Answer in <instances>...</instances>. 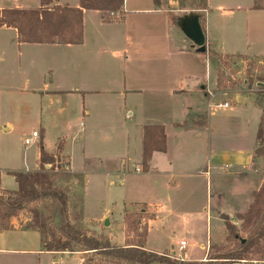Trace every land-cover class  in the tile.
I'll return each mask as SVG.
<instances>
[{"label": "crops", "instance_id": "1", "mask_svg": "<svg viewBox=\"0 0 264 264\" xmlns=\"http://www.w3.org/2000/svg\"><path fill=\"white\" fill-rule=\"evenodd\" d=\"M167 2L124 0L123 14L84 10L79 44L21 43L16 29L3 27L0 28V45L8 40L18 47L17 55L24 56L26 65L19 74L22 89L16 98V107L24 115L35 112V123L41 129L39 138L34 141H39V149L33 152L35 161L23 172L33 173L40 168L43 145L50 155L65 159L67 172L83 178L84 216L88 213V193L96 190L103 204L108 192L113 191L115 201H121L124 214L133 210L140 215L139 228L147 227L144 245L147 251L200 263L208 260L212 247L221 243L226 234V225L223 230L222 221L214 214L215 202H220L221 213L226 212L228 206L232 207L228 209L232 215L247 213L255 193L264 185V156L256 155L260 127L248 136L250 121H244L249 117L242 101L239 108L227 111L222 118L216 117L215 112H203L189 104L192 99L196 105L197 101H208L209 108L214 106L207 86L197 90L196 76L191 80L197 63L188 64L185 58L195 57L200 52L189 39L190 47L185 49L184 41L176 36L177 29L182 31L177 26L178 19L185 15L179 17L168 7L171 1ZM205 3L202 16L197 13L206 35L205 54L209 56L214 52L257 62L263 68L256 69L252 77L264 97V86H259L264 84V0L260 6L257 0H206ZM54 6L78 9L81 1L57 0ZM41 8V0H0V10ZM163 28L166 32L174 28L172 45L160 39ZM144 33L156 34L157 39L149 43ZM232 95L241 100V93ZM244 96L247 99L250 94ZM11 101V108H16L13 97ZM226 103L228 107H220ZM217 106L220 109L231 107L228 102ZM260 110L262 120L264 106ZM197 115L202 117L201 121L197 120ZM1 117L2 131L15 129L13 118ZM78 121L80 131L86 133L82 140L76 134ZM147 127H155L165 135L166 150L153 152L145 168ZM218 134H225L223 143L217 140ZM47 135H56L54 141L50 140V147ZM95 138L100 144L93 151L95 144L91 143ZM158 140L162 138L159 136ZM24 160L28 165L26 156ZM11 172L17 171L0 168L3 191L18 189L17 183L14 191L1 186L5 174ZM205 185L206 200L202 195ZM158 214L180 217L181 222L189 223L190 229L194 228L195 220L205 216V224L209 226L216 221L219 224L216 228H222V234L218 238L209 235L207 244L201 243L205 254L197 258H191L180 247V251H184L182 256L164 243H160L159 248L152 245L151 248L150 228L160 218ZM230 222L237 226L239 221ZM11 224L14 226V222ZM13 242L27 244L16 248ZM40 247L41 239L34 232H21L14 226L0 233V258L4 256L0 264H19L24 256L27 258L24 257L23 264L37 263L31 261L33 256H73L79 264H86L79 254L43 252ZM16 257L20 258L19 262L15 261Z\"/></svg>", "mask_w": 264, "mask_h": 264}, {"label": "rangeland", "instance_id": "2", "mask_svg": "<svg viewBox=\"0 0 264 264\" xmlns=\"http://www.w3.org/2000/svg\"><path fill=\"white\" fill-rule=\"evenodd\" d=\"M170 1L171 3H169L170 5L168 7L175 10L179 17L189 13H199L202 16V11L206 5V0H168V2ZM172 29H170L171 32L168 31L169 29L166 32L165 28L162 30L164 31V34H162L163 37L160 39L164 40L163 42L165 44L172 45V38L174 34V30ZM177 31L178 35L176 34V36L180 40L184 41V47L185 49H188V47H190V41L184 36L182 31L178 29ZM143 36L148 40L149 43L157 39L156 34L151 35L144 33ZM17 53L18 47L16 44L14 45V43H11L8 40H5L0 45V118H2L1 116L7 115L13 118L15 123V129L12 131L5 132L0 129V168L14 169L17 172H23L25 169L30 167L29 163H34L35 156L33 155V152L39 149V141L33 142L29 146H25L24 141L27 138H31L34 131L40 134L41 129L35 123V112L30 116L27 114L24 115L22 112H18L16 107L18 105L16 98L22 89V83L20 81L19 74L26 65L24 56L19 57ZM213 54L214 52H211L208 56L205 53H199L197 56L193 54L195 57H192L191 55L185 57L188 64L197 63L194 75L191 80L195 79L196 76L197 90L201 89V86H207L208 90L213 93L212 95L209 93V96L211 98L210 101L214 106L209 108L208 101H197L196 105L195 100L192 99L189 100V104L192 106H197V108L199 107V109H201L203 112H215L216 117L219 118H222L227 111H231L235 107L239 108V105L242 104V107L245 109L244 111H246L247 116L249 117L247 118L245 116L246 118L244 121H250V130L248 132V136L251 134L253 135L255 130L260 127L261 120L258 112L261 111L260 108L264 106V97H261L259 88H257V84L255 85L256 79L252 76L257 73L255 70L261 68L262 66H260L254 60L247 59L245 57L221 56L220 59H217ZM195 58H197V60ZM245 81H249V84L246 85ZM236 93H241V100L238 101V97L232 95ZM245 94H250L249 98L246 99L244 96ZM12 97L15 101L16 107L13 109L11 108ZM240 101H242L241 104L239 103ZM223 102H228L231 107L229 109H220L217 104ZM111 117H113V115H109V118ZM85 120L86 119H84V122ZM197 120L201 121L202 117L197 115ZM126 122L131 123L130 121ZM77 124L76 134L78 139L82 140L85 138L86 133L80 131V121H78ZM240 126L241 125H239V127ZM47 138L49 139L48 146L50 147L51 141L56 139V135H47ZM224 138L225 134H218L217 140L220 143H223ZM94 144L95 147L93 151H96V146L100 144V142L96 141L95 138V142L91 143V145ZM24 156L27 157L28 165L27 163L25 165ZM58 158L56 165H62L63 168L57 172L59 177L57 179L56 185L59 186L60 189L67 195L66 207L63 208L61 201L56 199H45L36 203H32L27 207L26 210L18 214L17 217H13L6 221L9 224L8 230L14 229L15 226L21 232H34L36 236L40 237L41 239L40 248H42L43 240L51 241L53 238L64 239V234L61 229L62 226L66 224L71 225L75 230L79 231L84 236L104 240L109 239L113 246L125 247L130 244L139 245L141 241L140 233L142 232V230L138 228V219L140 215L135 213L133 210H130L127 214H124L121 201H115L116 197L113 191L108 192L107 200H103L104 205L101 204L98 193H96V190L93 189L92 194L88 193V215L86 214L85 217L82 207L83 181H81V179H79L77 176L67 172V169L64 168V163H66L65 159L62 161L61 157L59 159ZM59 160L60 162L58 164ZM1 186L7 190L13 191L17 188L14 177L7 174H5L3 177ZM93 187L94 184L92 185V188ZM206 189L207 187L205 185L204 191L202 192L204 200H206ZM6 192L7 191H3L0 188V194L4 195ZM256 194L257 193H255V195ZM209 201H212L211 197H209ZM213 201H215V199ZM239 201L240 202L237 201L236 203L238 209L241 206V200ZM219 203V201L215 202L213 209L215 210L214 214L217 215L222 221V226L224 224L226 225L227 221L235 222L238 220V215H232V213L228 211V209L232 207L228 206L227 211L221 213L218 207ZM98 204H101L102 207H98ZM231 204H234V202H231ZM231 204L230 206H233ZM174 206L178 208L177 204ZM225 207H227V205H225ZM34 210L39 211V215L41 216L40 221L45 222L48 226L47 230L45 231V235L33 227V218L35 215L33 213ZM2 215L3 214L0 213V233H2L4 231L3 229L5 228L2 226L5 223ZM109 217L111 219V225L109 227H105L104 222ZM124 217L125 219L123 220ZM158 218L159 219L155 220L151 224L150 236L152 238L149 246L151 247L152 245L153 247L155 246V248H159V244L164 243L167 244V247L172 246L174 250L180 253L182 256H184V251H180V242L182 240H185L188 243L185 252H188L191 258H197L205 254L206 249L201 247V243L204 242L206 245L209 235L212 234L214 238H218V236L220 237L222 234V228H216L217 225H219L216 221H214L213 224H210L209 226L205 224V216H202L200 218L201 220L199 219L195 220V223L193 222V229H190L191 226L189 223L181 222L180 217L175 219L158 214ZM13 222L14 226L11 224ZM237 223L240 237H249V232H246L242 229V222L239 221ZM225 231L226 234L225 237H223V241L212 247L210 255L215 256L226 252H231L237 246L238 239L236 240L234 236H231L226 229ZM191 234L193 235L190 236ZM30 242L33 243V241ZM261 243L264 245L263 240H261ZM26 244L27 243L25 242H13V245H15L16 248H24ZM77 248L79 250L83 249L80 246H77ZM173 248H170V250ZM76 254L82 256L88 264H126L104 258L98 254H93L92 252H77ZM3 257L0 259H3ZM24 257L25 259L27 258V256ZM24 257L21 259L16 257L15 261L19 262L20 259L19 264H23ZM54 258L55 257L52 256H33L30 259L32 262H37L38 264H79L78 259L73 256H68V258ZM12 263L14 262L12 261ZM242 264H264V256H258L255 258L251 257L250 260L246 261V263L243 262Z\"/></svg>", "mask_w": 264, "mask_h": 264}, {"label": "trees", "instance_id": "3", "mask_svg": "<svg viewBox=\"0 0 264 264\" xmlns=\"http://www.w3.org/2000/svg\"><path fill=\"white\" fill-rule=\"evenodd\" d=\"M57 0H41L42 8L32 11L23 10H0V28H14L19 34L21 43H64L79 44L82 41L83 12L84 10H96L112 14H123L124 0H80L81 7L78 9L70 7L54 6ZM206 2V1H205ZM262 0H257L260 6ZM54 6V7H53ZM214 57L221 55L214 53ZM214 63V61H213ZM155 127L145 128L146 140L144 143V166L148 167L152 153L155 151L165 152V135L155 130ZM162 140H158V137ZM257 156H264V114L257 135ZM57 158L50 155L41 146V165L33 173L11 172L18 184L15 192L7 191L0 194V213L5 221L3 230H8L6 222L27 209L32 204L45 199H56L61 201L62 207L67 205V195L56 185L58 170L62 165H56ZM59 164V161H58ZM81 181L83 178L77 176ZM34 226L40 233L45 235L48 226L40 221L39 211L33 212ZM142 215V213H141ZM238 220L242 222V229L249 232V237H240L236 225L227 221L226 230L238 241L237 246L231 252L220 255H210L206 262H184L178 261L170 255L149 252L144 245L147 238V227L140 233L139 245H127L125 247L113 246L109 239H96L84 236L71 225L62 226L63 238H53L51 241L43 240L42 250L49 253L92 252L104 258L126 264H242L251 257L264 256V185L254 196V202L247 213L239 215ZM7 226V227H6ZM31 227V228H33ZM243 240H246L243 243ZM77 246L82 247L79 250ZM85 260V259H84ZM86 263V260H85ZM88 264V263H86Z\"/></svg>", "mask_w": 264, "mask_h": 264}, {"label": "water", "instance_id": "4", "mask_svg": "<svg viewBox=\"0 0 264 264\" xmlns=\"http://www.w3.org/2000/svg\"><path fill=\"white\" fill-rule=\"evenodd\" d=\"M177 26L183 31L184 35L193 43L200 53L207 52L206 35L201 24V16L197 13H189L178 19ZM264 86V84H259ZM105 227L110 226V219L104 222ZM246 240H243L245 243Z\"/></svg>", "mask_w": 264, "mask_h": 264}, {"label": "built area", "instance_id": "5", "mask_svg": "<svg viewBox=\"0 0 264 264\" xmlns=\"http://www.w3.org/2000/svg\"><path fill=\"white\" fill-rule=\"evenodd\" d=\"M220 107H228V104L226 103V104L220 105ZM38 138H39V133L38 132H34L32 134V137L31 138L25 139V145L26 146L31 145ZM180 247H181V250H185L186 247H187V242L186 241H182ZM173 258H175L178 261H181L182 260V258L180 256H176V255Z\"/></svg>", "mask_w": 264, "mask_h": 264}]
</instances>
